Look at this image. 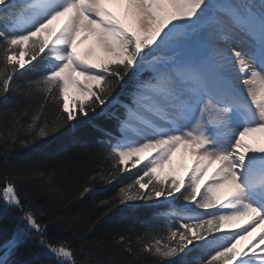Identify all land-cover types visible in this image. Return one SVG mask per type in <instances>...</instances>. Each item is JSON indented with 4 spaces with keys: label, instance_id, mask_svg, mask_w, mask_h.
Returning <instances> with one entry per match:
<instances>
[{
    "label": "snow or ice",
    "instance_id": "snow-or-ice-1",
    "mask_svg": "<svg viewBox=\"0 0 264 264\" xmlns=\"http://www.w3.org/2000/svg\"><path fill=\"white\" fill-rule=\"evenodd\" d=\"M108 5L120 6L121 14ZM58 20L63 23L54 31L50 25ZM89 39L103 56L93 60L78 51ZM39 64L46 67L24 89L25 96L35 90L44 101L57 102V116L43 126L34 117L26 138L15 126L0 129V141L26 145L90 113L115 119L118 135L107 134L111 168L90 176L80 198L143 164L132 183L99 200L103 215L154 198L185 202L166 213L163 232L151 241L134 249L121 235L117 245L138 261L147 254L153 264H173L195 249L202 254L193 264H264V230L245 250L235 251L239 241L264 226V147L245 142L264 134V0H0V97L13 90L18 72ZM130 74L135 84L127 101L118 113L108 112ZM72 86L86 99L69 104L65 95ZM181 148L196 157L189 175L161 180L155 174ZM145 152L142 161L139 154ZM21 172L18 178L46 175L37 168ZM0 202L19 208L26 226L44 235L46 225L23 206L7 176L0 183ZM244 217L249 219L239 230L225 229ZM25 238L18 229L0 253V264H9ZM41 243L54 264H109L91 251L77 261L67 241Z\"/></svg>",
    "mask_w": 264,
    "mask_h": 264
},
{
    "label": "trees",
    "instance_id": "trees-1",
    "mask_svg": "<svg viewBox=\"0 0 264 264\" xmlns=\"http://www.w3.org/2000/svg\"><path fill=\"white\" fill-rule=\"evenodd\" d=\"M45 67L43 64L35 68L28 65L15 75L13 90L0 97V129H13L15 126L17 135L26 138L27 126L34 117H38L37 123L41 126L55 119L57 102L44 101L42 94L35 90L30 97L24 93L30 82L40 78ZM134 84L135 77L130 74L123 86L117 89L116 101L108 105V112L121 111L120 103L127 101ZM108 133L118 135L116 120L97 112L62 126L46 137L31 139L26 145L0 141V183L5 176L11 179L23 206L35 211L42 224L46 225L41 236L26 226L19 208L0 202V253L6 252L8 242L18 229L26 232L24 242L9 255V264H54V257L47 252L41 240L69 242L76 252L77 261L86 259L91 251L94 258L107 260L109 264H153L152 257L145 254L138 261L125 251L124 245H117L115 241L124 235L132 242V247L138 249L153 236L161 234L166 213L185 202L173 198L175 204H169L162 202L164 198H154L148 202H129L103 215L97 206L99 200L115 195L119 188L132 183L142 174L143 164L118 175L112 184L96 185L81 199L79 193L85 181L101 168H111V161L107 159ZM30 168H37L46 175L18 178L22 176V169ZM52 187L55 190L50 191ZM199 259L200 253L195 249L183 259L174 258L173 264H193Z\"/></svg>",
    "mask_w": 264,
    "mask_h": 264
},
{
    "label": "rangeland",
    "instance_id": "rangeland-1",
    "mask_svg": "<svg viewBox=\"0 0 264 264\" xmlns=\"http://www.w3.org/2000/svg\"><path fill=\"white\" fill-rule=\"evenodd\" d=\"M108 7L110 11H113L118 15L121 14L122 12V8L121 7L118 8V5H108ZM54 23H55V27L57 30L60 27V25L63 23V20H58V21H55ZM78 51L81 52L82 54L89 55V58L93 60L96 59V56L98 54L103 55V53L99 52V50L96 49L94 41L91 39L84 42L83 44H80L78 46ZM78 79L83 81V77H78ZM87 83L91 84L93 82L89 81ZM80 99H86V97H84L76 87L74 86L69 87L65 95V100L68 102L70 100L73 101V100H80ZM245 142L249 144L250 146H252L253 148L263 147L262 145H264V134H260V133L253 134L249 137H246ZM147 155H148L147 152L140 153L139 159L141 160ZM195 160H196V157L192 155L190 150L186 152L183 148H181L180 151L176 152L173 155L171 162L166 164L162 170H158L155 175L158 176L159 178H160V175H165L161 177L168 178L170 175L174 176L175 174H177L178 176L183 178L186 175H189V172L191 168L193 167ZM215 166L216 165L214 164L208 169L207 173L204 175L203 180L201 181L202 185L205 183V181L209 180V177L213 174V172L216 169ZM244 218L246 221V217ZM241 221L240 220L232 221L230 222V224H225L224 227L226 230L229 228H231L232 230H239L240 227H238V223L240 222L241 224H244V222H241ZM253 235H255V231L252 232L250 236L239 241V244L237 245V253H239L242 250H245L251 243L254 242L255 239L258 238V237L253 238ZM257 235L259 236V233Z\"/></svg>",
    "mask_w": 264,
    "mask_h": 264
},
{
    "label": "bare ground",
    "instance_id": "bare-ground-1",
    "mask_svg": "<svg viewBox=\"0 0 264 264\" xmlns=\"http://www.w3.org/2000/svg\"><path fill=\"white\" fill-rule=\"evenodd\" d=\"M120 6H118V8H119ZM121 12V11H120ZM241 87V90L242 91H244V86L243 85H241L240 86ZM245 95H246V92H245ZM180 151V150H179ZM213 166V165H212ZM216 167V166H215ZM243 220V219H242ZM262 230H264V226H262V227H260ZM255 236V235H254Z\"/></svg>",
    "mask_w": 264,
    "mask_h": 264
}]
</instances>
